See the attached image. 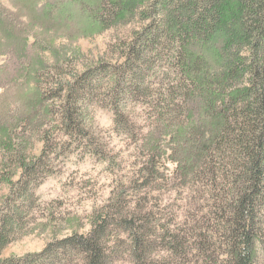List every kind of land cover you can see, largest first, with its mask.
Segmentation results:
<instances>
[{"label": "trees", "instance_id": "1", "mask_svg": "<svg viewBox=\"0 0 264 264\" xmlns=\"http://www.w3.org/2000/svg\"><path fill=\"white\" fill-rule=\"evenodd\" d=\"M12 1L42 4L45 23L63 35L135 28L115 63L53 75L34 53L43 51L38 41L13 38L18 17L0 0L10 48L0 82L17 103L3 107L0 94V188L9 187L0 264H113L125 255L129 264H256L258 246L264 251V0ZM93 107L113 112L109 136L91 129ZM117 137L132 154L108 140ZM72 154L113 176L90 232L1 258L44 214L34 189Z\"/></svg>", "mask_w": 264, "mask_h": 264}, {"label": "rangeland", "instance_id": "2", "mask_svg": "<svg viewBox=\"0 0 264 264\" xmlns=\"http://www.w3.org/2000/svg\"><path fill=\"white\" fill-rule=\"evenodd\" d=\"M1 1L8 9L14 11L13 15L18 17L17 20L20 25L18 32L20 33L13 34V38L29 39L31 43L35 40L38 41V44L43 47V51L38 50L34 53L42 52L43 57L55 67H50L49 69L53 75L58 73L66 75L75 71L78 73L83 72L89 66H93L102 60L115 63L120 55L116 53V47L135 28L132 25L108 31L95 37L77 38L63 35L58 31V28H49L53 26L46 24L45 19L39 13L42 9V4L36 6L26 5V2L22 1L19 4L12 0ZM16 3L18 6H16ZM4 32L0 29V40H2L0 41V65L4 64L10 55L7 41L9 35ZM64 58L69 61L61 67L60 63L57 62L61 60L64 62ZM0 77L2 78L3 75L0 74ZM42 77L44 79V76ZM20 79L22 81L21 85L24 86L25 80L23 76ZM3 84V81L0 82V94H4L3 97L5 98L3 99L5 101L3 107H7V105L13 107L17 104L15 103L16 97L13 92L1 88ZM3 111L5 112L4 109ZM90 111L89 121L91 129L103 137L109 136L114 128L113 112L109 108L100 107H93ZM130 112L135 122L142 125L144 113H142L141 109L132 106ZM108 140L117 145L119 150L127 153L131 152L130 154H132L130 147L126 146L125 139L117 137L113 141ZM42 149L43 143L36 141L31 151L38 156ZM128 159L131 158L128 156L126 160ZM133 159L134 157H132V161ZM56 165L57 172L46 177L34 189L35 195L40 199L41 209L44 214L37 216L38 218L35 222H33L34 220H29L28 228H30L31 232L18 236L16 240L2 251L1 258L10 256L21 257L29 253H38L49 243L56 239L68 237L73 232L80 234H88L90 232L94 209L104 205L111 196L114 185L113 176L106 171L103 164L90 157H83L77 154H72L63 160L61 159ZM165 165H167L169 170L168 173L174 171V164L166 161ZM8 193V186L0 188V205ZM154 194L157 195L158 192H154ZM30 211L27 216L31 215L30 217H32L37 213L36 208H32ZM126 256L124 260H128ZM124 260L117 259L113 264H129ZM256 264H264V251L260 246H258Z\"/></svg>", "mask_w": 264, "mask_h": 264}]
</instances>
